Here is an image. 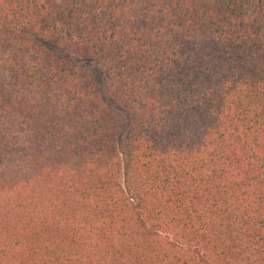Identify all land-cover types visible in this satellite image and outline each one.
Segmentation results:
<instances>
[{"label": "trees", "instance_id": "trees-1", "mask_svg": "<svg viewBox=\"0 0 264 264\" xmlns=\"http://www.w3.org/2000/svg\"><path fill=\"white\" fill-rule=\"evenodd\" d=\"M0 264H264V0H0Z\"/></svg>", "mask_w": 264, "mask_h": 264}]
</instances>
